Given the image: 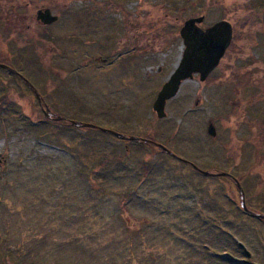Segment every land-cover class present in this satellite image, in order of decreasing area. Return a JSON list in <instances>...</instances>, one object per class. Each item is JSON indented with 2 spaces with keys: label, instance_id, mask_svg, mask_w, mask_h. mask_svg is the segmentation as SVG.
I'll list each match as a JSON object with an SVG mask.
<instances>
[{
  "label": "rangeland",
  "instance_id": "374dc122",
  "mask_svg": "<svg viewBox=\"0 0 264 264\" xmlns=\"http://www.w3.org/2000/svg\"><path fill=\"white\" fill-rule=\"evenodd\" d=\"M202 17L231 45L160 119ZM0 67V264H264V0H0Z\"/></svg>",
  "mask_w": 264,
  "mask_h": 264
},
{
  "label": "water",
  "instance_id": "95a60500",
  "mask_svg": "<svg viewBox=\"0 0 264 264\" xmlns=\"http://www.w3.org/2000/svg\"><path fill=\"white\" fill-rule=\"evenodd\" d=\"M39 18L43 20L44 24L50 25L58 20L57 16H53L51 11L46 10L43 14H39ZM203 23V17L199 19H190L185 24L184 27L180 31V36L185 45V51L177 66L176 70L169 77L168 81L164 84L162 89L160 90L154 104L153 110L157 114V117L162 119L166 117V106L167 103L175 98L179 93L181 86L184 82L188 80H193L195 75L200 76L201 81H205L208 76L219 66L220 61L225 56L227 49L231 45V41L233 39V28L232 26L226 22L221 21L208 29L203 30L201 28V24ZM2 68H7L6 66H1ZM10 71L17 73L16 71L7 68ZM27 86L34 91L38 99H41L39 93L34 88V86L27 80H25ZM63 118H59L62 120ZM73 126L76 127H92L90 125H82L75 122H70ZM95 127V126H93ZM100 129L98 127H95ZM101 131L112 134L114 136L119 137L120 139L134 141V142H146L148 140H144L136 137H127L125 135L115 133L106 129H101ZM209 133L213 136L216 135L215 128L213 124L209 126ZM154 144V143H153ZM156 146L162 148L169 155H173L166 148L162 147L155 143ZM192 165V164H191ZM194 166V165H192ZM195 167V166H194ZM195 169H197L195 167ZM198 170V169H197ZM205 175L212 176L214 174H210L209 172H202ZM219 175V174H217ZM223 176H230L226 173H221ZM233 178V177H232ZM238 184V182H237ZM240 192L242 195V206L245 212L253 217L262 218V216L255 214L248 210L246 203L244 202V194L243 190L239 186ZM264 217V216H263Z\"/></svg>",
  "mask_w": 264,
  "mask_h": 264
},
{
  "label": "flooded vegetation",
  "instance_id": "af4514ba",
  "mask_svg": "<svg viewBox=\"0 0 264 264\" xmlns=\"http://www.w3.org/2000/svg\"><path fill=\"white\" fill-rule=\"evenodd\" d=\"M207 29V28H206ZM117 44V50H120V51H122V49L124 48V46L125 45H120V44H118V43H116ZM131 51H133V49H129L126 53H127V55L126 56H129L132 52ZM131 52V53H130ZM130 53V54H129ZM126 56H122V55H120V60H122V59H125L126 58ZM116 59H117V57H116ZM102 61V60H101ZM104 64H107V60H103L102 61ZM16 76H18L19 78H21L24 82H25V80L23 79V77L21 76V75H19V74H16ZM209 78V77H208ZM26 84V83H25ZM26 86H27V84H26ZM27 88L34 94V96L37 98V100H38V102L40 103V106L41 107H43V101H42V99H38V97L36 96V94L34 93V91L32 90V89H30L28 86H27ZM48 116V115H47ZM61 122H63V123H66V122H64L63 120H61ZM150 142V141H149ZM152 143H154L153 145L154 146H156L155 145V143L156 142H152ZM156 144H158V143H156ZM158 145H160V144H158ZM157 147V146H156ZM161 149V148H160Z\"/></svg>",
  "mask_w": 264,
  "mask_h": 264
},
{
  "label": "trees",
  "instance_id": "16d2710c",
  "mask_svg": "<svg viewBox=\"0 0 264 264\" xmlns=\"http://www.w3.org/2000/svg\"><path fill=\"white\" fill-rule=\"evenodd\" d=\"M11 69H12V67H11ZM13 70H15V69L13 68ZM16 71H17V70H16ZM17 72H19V71H17ZM25 79L28 80L27 78H25ZM28 81H29V80H28ZM29 82H30V81H29ZM35 88H36V87H35ZM36 90H37V88H36ZM172 159H173V158H172ZM246 254L248 255V252H247ZM239 263H240V264H250V263H243V262H240V261L237 262V263L234 262V264H239ZM251 264H252V263H251Z\"/></svg>",
  "mask_w": 264,
  "mask_h": 264
}]
</instances>
